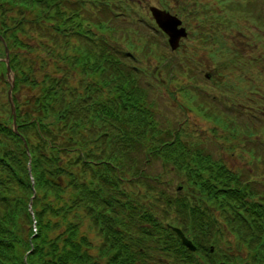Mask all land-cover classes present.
I'll use <instances>...</instances> for the list:
<instances>
[{
    "label": "trees",
    "instance_id": "trees-1",
    "mask_svg": "<svg viewBox=\"0 0 264 264\" xmlns=\"http://www.w3.org/2000/svg\"><path fill=\"white\" fill-rule=\"evenodd\" d=\"M113 3L119 14L102 0H0V264H204L171 226L196 252L228 233L264 264V203L179 127L162 131L147 98L156 82L139 78L111 25L133 8ZM157 157L184 186L145 172Z\"/></svg>",
    "mask_w": 264,
    "mask_h": 264
},
{
    "label": "rangeland",
    "instance_id": "rangeland-1",
    "mask_svg": "<svg viewBox=\"0 0 264 264\" xmlns=\"http://www.w3.org/2000/svg\"><path fill=\"white\" fill-rule=\"evenodd\" d=\"M102 1L117 14L113 2L133 8L127 19L119 16L111 25L121 32L118 44L147 72L140 71L139 78L156 82L147 85V98L154 103V118L162 131L179 127V139L189 150L235 173L238 182L231 186L243 187L248 201L264 203V0H196V6L194 0ZM149 6L182 20L187 35L174 51L151 18ZM145 170L168 182L169 191L187 180L181 169L164 167L159 157ZM122 184L125 196L130 186ZM96 241L99 244L100 237ZM222 241L229 244L218 243L217 254L245 251L228 233ZM228 247L233 251H226ZM233 262L253 264L243 254Z\"/></svg>",
    "mask_w": 264,
    "mask_h": 264
},
{
    "label": "water",
    "instance_id": "water-1",
    "mask_svg": "<svg viewBox=\"0 0 264 264\" xmlns=\"http://www.w3.org/2000/svg\"><path fill=\"white\" fill-rule=\"evenodd\" d=\"M149 11L151 13V16L155 20L157 26L159 29L168 37V43L171 48V50H175L178 48L180 44V39L186 37L187 33L185 30V27L181 26V20L176 16L164 9H160L155 6H150ZM4 62L6 64V76L7 81L10 84V88L7 91V98L10 104L11 113L14 117L15 115V109L11 98V87L13 85V74L11 72L9 61H8V54H7V48H5V58ZM207 77H209L207 75ZM13 130L17 132L15 123L13 122ZM35 194L32 195L31 199L29 200V207H31L32 198ZM171 229L173 232L178 236L181 243L189 250L194 252L196 250V247L193 245V243L184 235L182 230L178 227L171 226ZM219 264H226V263H219Z\"/></svg>",
    "mask_w": 264,
    "mask_h": 264
},
{
    "label": "flooded vegetation",
    "instance_id": "flooded-vegetation-1",
    "mask_svg": "<svg viewBox=\"0 0 264 264\" xmlns=\"http://www.w3.org/2000/svg\"><path fill=\"white\" fill-rule=\"evenodd\" d=\"M232 238L237 241L233 236ZM227 246V244L225 245ZM239 254H245V251L244 253L240 252V251H237ZM237 252L235 254H237ZM193 254H195L198 258V261L200 262H203L204 264H219L221 262L223 263H226V264H234L233 263V257L230 255V256H227L226 253L222 252V253H218L217 249L214 250L213 247H208V250L206 251H199V252H192ZM227 256V257H226ZM222 258H225V259H222ZM226 258L228 260H226Z\"/></svg>",
    "mask_w": 264,
    "mask_h": 264
}]
</instances>
